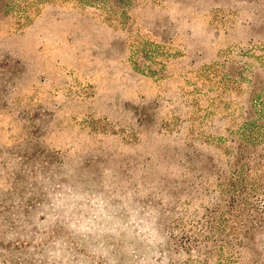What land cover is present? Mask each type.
Segmentation results:
<instances>
[{
    "label": "rangeland",
    "instance_id": "rangeland-1",
    "mask_svg": "<svg viewBox=\"0 0 264 264\" xmlns=\"http://www.w3.org/2000/svg\"><path fill=\"white\" fill-rule=\"evenodd\" d=\"M14 1L0 21V264H218L184 239L200 204L162 191L233 160L204 137L236 147L241 107L264 92V0ZM246 65L258 79L238 92ZM186 205L198 215L183 228L147 222Z\"/></svg>",
    "mask_w": 264,
    "mask_h": 264
},
{
    "label": "trees",
    "instance_id": "trees-1",
    "mask_svg": "<svg viewBox=\"0 0 264 264\" xmlns=\"http://www.w3.org/2000/svg\"><path fill=\"white\" fill-rule=\"evenodd\" d=\"M15 8L14 0H0V21L2 16L10 15ZM253 59L258 61L256 57ZM262 59L264 60V56L259 57V60ZM247 65L236 71L232 69L230 74L231 77L235 76L231 81L236 83L235 90L238 92H241L240 81H248L255 85L258 79L256 75L254 77L256 80L252 81L251 77L245 75V72H249L245 71ZM194 103L195 106H199L197 100H194ZM250 108L251 110H245L241 107L242 114H247L246 121L240 125L237 132H229L231 134L229 140L237 143L236 147L225 145L228 140L224 137H219L218 141L214 139L209 141L211 138L203 135L206 139L204 143L215 144L214 148L221 151L222 156H233L232 161H225L224 165L227 169L217 165L213 169L208 168L207 171H202L203 175L200 176L199 181H196V176L194 181L193 177L187 179L186 181L189 182L184 184H190L191 187L182 190L179 188L175 195L170 194L168 189L167 192L162 191V194L169 196L171 200L178 202L177 204L183 196H186L188 205L200 204L202 217L194 221L198 210L192 212L188 210V205L179 213L152 206L149 213L153 215L151 219L153 221H147L156 224V221L165 222L174 219L175 226L180 228L185 226L184 218L189 219L190 222L194 221L195 223L190 225L198 230V236L192 238L189 235L184 239L198 243L199 238L203 237L210 246L206 249L207 257L211 259L213 257L218 264H235L238 259L244 264H264V147L260 148L264 146V92L254 93ZM210 114L211 112H208V115ZM178 157L179 154H176L170 163L180 168L182 172H186L185 177H188L187 174L193 176L194 170H198V167L195 168V164L192 165L188 157L186 161ZM204 198L208 199L207 206L202 202ZM181 231L185 230L181 229ZM197 252L200 253L201 250L198 248Z\"/></svg>",
    "mask_w": 264,
    "mask_h": 264
}]
</instances>
